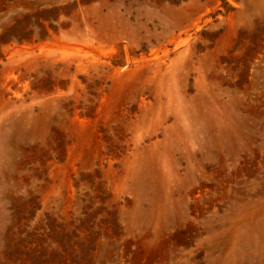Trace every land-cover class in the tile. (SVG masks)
<instances>
[{
  "label": "rangeland",
  "instance_id": "1",
  "mask_svg": "<svg viewBox=\"0 0 264 264\" xmlns=\"http://www.w3.org/2000/svg\"><path fill=\"white\" fill-rule=\"evenodd\" d=\"M0 264H264V0H0Z\"/></svg>",
  "mask_w": 264,
  "mask_h": 264
},
{
  "label": "water",
  "instance_id": "2",
  "mask_svg": "<svg viewBox=\"0 0 264 264\" xmlns=\"http://www.w3.org/2000/svg\"><path fill=\"white\" fill-rule=\"evenodd\" d=\"M7 64H8V61H4V62H3V65H7Z\"/></svg>",
  "mask_w": 264,
  "mask_h": 264
},
{
  "label": "bare ground",
  "instance_id": "3",
  "mask_svg": "<svg viewBox=\"0 0 264 264\" xmlns=\"http://www.w3.org/2000/svg\"><path fill=\"white\" fill-rule=\"evenodd\" d=\"M11 59H12V58H11ZM11 59H10V60H11ZM7 60H8V59H7ZM10 60H9V61H10ZM9 61H8V62H9ZM8 64H9V63H8Z\"/></svg>",
  "mask_w": 264,
  "mask_h": 264
}]
</instances>
